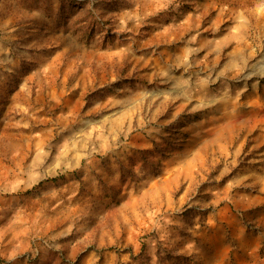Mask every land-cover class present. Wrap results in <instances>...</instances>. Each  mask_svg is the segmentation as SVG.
<instances>
[{"label":"rangeland","instance_id":"obj_1","mask_svg":"<svg viewBox=\"0 0 264 264\" xmlns=\"http://www.w3.org/2000/svg\"><path fill=\"white\" fill-rule=\"evenodd\" d=\"M0 264H264V0H0Z\"/></svg>","mask_w":264,"mask_h":264},{"label":"built area","instance_id":"obj_2","mask_svg":"<svg viewBox=\"0 0 264 264\" xmlns=\"http://www.w3.org/2000/svg\"><path fill=\"white\" fill-rule=\"evenodd\" d=\"M35 251H36V254H38V250H37V248H36V250H35Z\"/></svg>","mask_w":264,"mask_h":264}]
</instances>
